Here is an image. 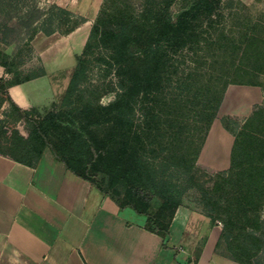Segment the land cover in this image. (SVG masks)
<instances>
[{
  "label": "trees",
  "instance_id": "obj_1",
  "mask_svg": "<svg viewBox=\"0 0 264 264\" xmlns=\"http://www.w3.org/2000/svg\"><path fill=\"white\" fill-rule=\"evenodd\" d=\"M233 1L141 0L140 7L134 10L124 0H103L82 51L75 55V64L60 101V106L66 105L79 91L86 75V61L97 53V59L113 65L118 76L117 97L103 106L102 113L86 109L78 116L68 109L56 111L51 108L39 113L33 108H21L9 97L7 85L46 74V70L40 66L28 74L15 72L12 75L8 54L0 50V65L11 75L7 79L0 77V108L7 102L0 117V154L34 166L44 149L49 148L69 171L89 181L119 208L130 207L142 215L147 230L167 236L169 221H162L147 208L156 197L163 206L170 207L171 219L180 201L170 189L169 182L152 167L134 166L127 158L110 154L116 141L129 131L136 98L162 82L170 54L186 45L185 37L193 33L198 22L211 20L217 7H230ZM235 1L244 8L248 7L241 0ZM0 11L6 16V20L0 23L5 29L1 41L5 43L10 42L8 37L13 31V26L8 23L10 19L16 20L30 40L39 32L44 35L67 34L84 21L83 16L66 6L54 2L41 4L39 0H0ZM252 26L263 38L252 33L247 38L244 55L251 60L250 69L258 71L264 45L259 47L257 42L264 43V21L256 20ZM229 83L260 86L244 78L231 80L227 85ZM227 85L223 86L207 117L206 131ZM258 106L254 105L246 118L252 117ZM19 121H22L26 134L16 127ZM220 121L233 135L229 166L210 175L216 179L215 190L230 187L233 200L223 206L225 217L216 246H223L220 251L241 264H264V158L237 156V118L224 115ZM99 122H108L109 125L101 138L91 128ZM8 123L12 126H6ZM56 131H62L60 136H64H57ZM202 143L193 156V167ZM120 187L124 195L119 201L116 196ZM216 209L219 206L211 208L207 205L203 209L212 222L215 219L212 212Z\"/></svg>",
  "mask_w": 264,
  "mask_h": 264
},
{
  "label": "rangeland",
  "instance_id": "obj_2",
  "mask_svg": "<svg viewBox=\"0 0 264 264\" xmlns=\"http://www.w3.org/2000/svg\"><path fill=\"white\" fill-rule=\"evenodd\" d=\"M39 1L41 4L54 2L66 6L83 16L84 21L67 34L56 32L45 36L39 32L30 40L16 20L10 19L8 23L13 26V31L8 37V43L1 41L5 29L0 25V50L8 54L12 75L15 72L28 74L40 66L54 70L53 78L59 86L54 110L68 109L78 116L86 109L102 113L103 106L117 97L118 76L113 65L97 59V53L86 61V75L79 91L66 105L60 106V101L75 64V55L82 51L103 0ZM241 1L248 7H242L235 0L230 7H217L212 19L198 22L193 33L185 37L186 45L170 54L162 82L155 89L136 98L129 131L116 141L110 154L123 156L134 166L141 164L144 167H152L169 182L170 189L179 199V203L196 207L203 215H206L203 209L207 205L211 208L219 206V209L212 212L214 221H210L220 227L225 217L223 206L233 200L232 191L230 187L214 189L216 179L210 173L221 169L213 170L205 166L197 161L198 155L194 167L191 164L198 146L208 132L207 117L213 104L221 94L223 86L231 80L244 78L258 83L261 87L263 98L257 103L259 106L254 110L255 114L247 118L242 115L234 117L237 118L239 127L236 155L242 158H264V56L259 58L258 71H252L251 60L244 55L247 38L252 33L263 38L252 24L256 20L264 21V0ZM124 2L137 10L141 0ZM4 20L6 16L0 11V23ZM52 42H59L64 48L63 52L58 60L43 63L39 59L38 51ZM257 44L259 47L264 45L261 41ZM231 101L241 106L245 103L244 96L232 97ZM4 104L0 108V117L6 107ZM219 114L221 113H218L217 109L215 117L221 120L224 115ZM6 126L10 127L12 123ZM16 127L22 134H26L22 121L17 122ZM91 128L95 135L101 138L109 125L108 122H99L91 125ZM60 132L62 131H56L57 136H60ZM127 150L132 152L128 153ZM119 192L116 199L120 201L124 195L122 187ZM170 210L169 206H163L156 197L150 201L147 208L149 213L164 222L170 221ZM178 232L180 235L181 229L175 233L173 231V240L168 236L171 243L179 238L175 235ZM217 249L224 248L220 246Z\"/></svg>",
  "mask_w": 264,
  "mask_h": 264
},
{
  "label": "crops",
  "instance_id": "obj_3",
  "mask_svg": "<svg viewBox=\"0 0 264 264\" xmlns=\"http://www.w3.org/2000/svg\"><path fill=\"white\" fill-rule=\"evenodd\" d=\"M63 49L52 42L38 51L39 59L58 60ZM53 71L7 85L9 97L23 109L53 108L59 91ZM0 77H11L2 65ZM231 96H244V105ZM262 98L258 85L229 83L219 116H247ZM232 143L233 135L215 117L197 161L213 170L228 167ZM144 222L74 175L49 148L34 166L0 154V264H241L217 249L221 227L196 207L179 203L165 237ZM178 229L171 243L168 236Z\"/></svg>",
  "mask_w": 264,
  "mask_h": 264
}]
</instances>
